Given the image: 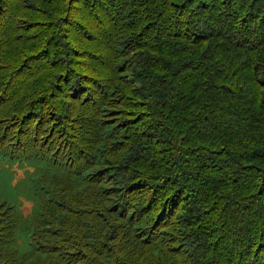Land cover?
<instances>
[{"label": "trees", "instance_id": "trees-1", "mask_svg": "<svg viewBox=\"0 0 264 264\" xmlns=\"http://www.w3.org/2000/svg\"><path fill=\"white\" fill-rule=\"evenodd\" d=\"M0 264H264V0H0Z\"/></svg>", "mask_w": 264, "mask_h": 264}, {"label": "rangeland", "instance_id": "rangeland-1", "mask_svg": "<svg viewBox=\"0 0 264 264\" xmlns=\"http://www.w3.org/2000/svg\"><path fill=\"white\" fill-rule=\"evenodd\" d=\"M25 209H27V207H25Z\"/></svg>", "mask_w": 264, "mask_h": 264}]
</instances>
